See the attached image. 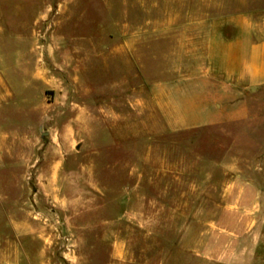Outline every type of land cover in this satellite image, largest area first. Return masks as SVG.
<instances>
[{"label":"rangeland","instance_id":"rangeland-1","mask_svg":"<svg viewBox=\"0 0 264 264\" xmlns=\"http://www.w3.org/2000/svg\"><path fill=\"white\" fill-rule=\"evenodd\" d=\"M151 3L154 14L146 0H0L11 56L33 77L4 123L0 264H184L200 231L207 245L250 235L264 264V87L224 121L168 126L164 105L171 117L186 105L191 122L211 115L200 96L152 90L177 65V37Z\"/></svg>","mask_w":264,"mask_h":264},{"label":"crops","instance_id":"crops-1","mask_svg":"<svg viewBox=\"0 0 264 264\" xmlns=\"http://www.w3.org/2000/svg\"><path fill=\"white\" fill-rule=\"evenodd\" d=\"M146 1V13L154 14V4ZM160 6L162 30L176 32L177 38L168 41V55L177 58V65L167 78L153 82L151 88L169 96L177 94L180 99H186L183 103L190 102L194 95L200 96L203 109L211 115L207 121L191 122L189 115L184 114L186 105L179 106L178 117L169 116L171 108L164 105L168 126L179 128L224 121L240 110L233 99L264 87V0H161ZM9 13V9L0 7V160L10 158L12 153L10 141L4 137L8 133L4 123L12 114H19L20 102L26 101L27 79H33L25 69L26 64L20 61V51H16V62L11 56L10 22L6 17ZM21 43L18 37L12 46L19 48ZM53 167L57 168L56 164ZM56 174L55 169L53 175ZM179 199H176L177 206L183 205ZM238 203L250 205L243 201L231 205ZM198 204L202 202L193 205ZM205 233H193L194 245L189 258H179V262L257 264L255 261H258L260 264V248L251 246L250 235L234 233L231 241L223 246L214 245L212 239L207 245ZM127 254L125 241L117 239L111 254L113 260L122 262ZM171 261L167 258L161 264H171ZM146 264H150L148 257Z\"/></svg>","mask_w":264,"mask_h":264}]
</instances>
